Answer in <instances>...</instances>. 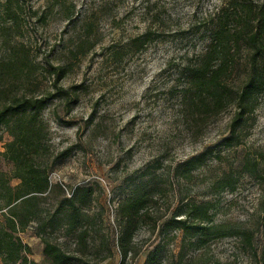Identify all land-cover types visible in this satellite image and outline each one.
<instances>
[{"label": "rangeland", "instance_id": "1", "mask_svg": "<svg viewBox=\"0 0 264 264\" xmlns=\"http://www.w3.org/2000/svg\"><path fill=\"white\" fill-rule=\"evenodd\" d=\"M20 7L12 19L4 11ZM244 2V3H242ZM229 0H0V66L33 62L34 76L0 69V97L27 95L51 97L42 117L55 154L72 148L70 157L50 171L53 185H62L70 197L76 187L95 189L90 215L94 240L83 250L64 231L51 239L64 250L91 264H120L117 246L118 204L140 178L161 187L150 212L158 218L179 198L209 203L215 225L248 231L251 244L232 236L196 248L186 244L178 260L181 234L153 231L147 220L134 238L139 251L129 264H144L157 252L156 264H259L264 250V91L253 102L243 123L231 133L232 104L219 112L187 106V70L204 54L217 25V15ZM240 6H260L264 0H233ZM243 7V8H244ZM35 12L38 14L36 15ZM233 15V16H234ZM229 27L240 23L229 19ZM231 22V23H230ZM142 38L144 48L130 47ZM84 42L94 46L81 59H70L69 50ZM244 48L232 57L233 71L226 83L239 84L246 68ZM71 62L60 86H82L79 102L68 112L52 98V67ZM0 171L12 165L3 161L11 137L0 132ZM209 152L185 179L175 169ZM257 163V173L243 169L245 161ZM52 161V159H51ZM182 169L178 171L180 174ZM19 180L11 179L12 187ZM52 203V201H49ZM171 209V210H172ZM166 215L165 217H167ZM31 253L27 264H43L44 244L31 224L20 234ZM111 258L101 261L108 253Z\"/></svg>", "mask_w": 264, "mask_h": 264}, {"label": "trees", "instance_id": "2", "mask_svg": "<svg viewBox=\"0 0 264 264\" xmlns=\"http://www.w3.org/2000/svg\"><path fill=\"white\" fill-rule=\"evenodd\" d=\"M232 2L233 0H229L226 7L219 11L217 25L204 54L194 67L187 70L188 84L184 100L189 108H210L214 112L232 104L235 113L230 128L234 134L252 109L256 97L264 91V3L256 7L249 4L244 8L240 6L241 13L237 16L234 15L237 7ZM9 5L8 1L3 9L15 20L19 17L20 7L12 9ZM235 17L240 23L229 27V19ZM138 44L144 48L142 38L132 40L130 47ZM85 45L82 42L69 50L68 60L77 61L94 47ZM241 48H244L247 55V69L239 84L232 87L226 80L235 64L232 57L239 54ZM51 67L56 91L52 98L63 102L68 107V112H71L79 102L82 86L66 90L60 84L73 65L71 62H63ZM2 68L11 69L26 78L37 72L33 62L25 61L13 62L11 66L4 64L0 66ZM50 99L49 96L26 93L0 97V132L11 137V141L5 144L2 159L12 165L10 174L0 171V264L29 262L31 250L23 244L20 234L31 224L36 225V234L44 244L43 264H91L82 256L64 250L51 239L53 233L64 231V237H72L83 250L88 248L89 241L94 240L95 229L89 211L94 201L95 189L92 186L76 187L68 197L62 185L51 183L50 171L58 161L71 156L72 148L55 154L49 144V131L42 114L49 106ZM208 154L209 152H204L177 166L176 176L185 179ZM242 167L251 174L258 172L257 163L250 160L245 161ZM180 169L182 172L179 174ZM11 179L19 180V185L12 187ZM133 185L130 194L117 208L120 264H129L128 261L138 257L139 251L134 250V238L147 220L152 222L153 231L159 229V235L181 234V249L178 254L180 261L186 244L200 248L211 241L232 236H241L247 244H251L248 231L213 224L211 206L207 202L195 203L179 198L173 209L168 207L162 216L153 218L150 208L157 203L155 197L161 191L160 185L143 177ZM166 215L168 216L165 217ZM157 252L150 253L144 264H156L154 257ZM111 257L109 252L101 261ZM183 264L207 263L188 260ZM259 264H264V250L260 254Z\"/></svg>", "mask_w": 264, "mask_h": 264}]
</instances>
